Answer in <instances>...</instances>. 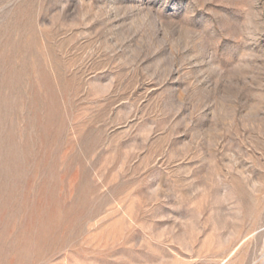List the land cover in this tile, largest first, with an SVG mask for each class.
Here are the masks:
<instances>
[{"label": "rangeland", "instance_id": "374dc122", "mask_svg": "<svg viewBox=\"0 0 264 264\" xmlns=\"http://www.w3.org/2000/svg\"><path fill=\"white\" fill-rule=\"evenodd\" d=\"M0 264H264V0H0Z\"/></svg>", "mask_w": 264, "mask_h": 264}]
</instances>
